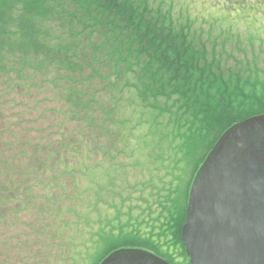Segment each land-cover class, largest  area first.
I'll use <instances>...</instances> for the list:
<instances>
[{
	"label": "trees",
	"instance_id": "trees-1",
	"mask_svg": "<svg viewBox=\"0 0 264 264\" xmlns=\"http://www.w3.org/2000/svg\"><path fill=\"white\" fill-rule=\"evenodd\" d=\"M224 19L176 0H0V264L121 248L190 264L196 173L264 114V36Z\"/></svg>",
	"mask_w": 264,
	"mask_h": 264
},
{
	"label": "water",
	"instance_id": "water-1",
	"mask_svg": "<svg viewBox=\"0 0 264 264\" xmlns=\"http://www.w3.org/2000/svg\"><path fill=\"white\" fill-rule=\"evenodd\" d=\"M182 240L190 264H264V114L226 130L196 173ZM100 264H172L121 248Z\"/></svg>",
	"mask_w": 264,
	"mask_h": 264
},
{
	"label": "rangeland",
	"instance_id": "rangeland-1",
	"mask_svg": "<svg viewBox=\"0 0 264 264\" xmlns=\"http://www.w3.org/2000/svg\"><path fill=\"white\" fill-rule=\"evenodd\" d=\"M176 1L178 5L187 4L189 10L192 13L195 14L197 13L199 15H202L207 19L225 17L224 20L227 22L236 20L235 27H237V29H240L242 33H246L250 31V28H252V30L255 31V33L258 32V34L264 36V31L259 32L261 28L264 27V12L260 13L255 9H247V7L251 6L252 4L257 6L261 5V7L264 8V0H234L232 2V5H228L227 0H176ZM239 4L243 6L242 9L238 7ZM228 6L230 8L231 7L237 8L236 11H231L233 12L232 16L229 15L228 13L230 12ZM240 10L245 12H241ZM239 15L242 16V19H238ZM23 110L26 109L23 108ZM10 113L11 111H9L7 114Z\"/></svg>",
	"mask_w": 264,
	"mask_h": 264
}]
</instances>
